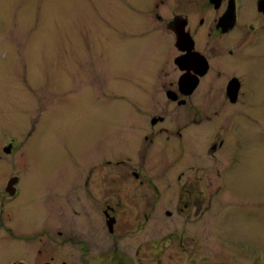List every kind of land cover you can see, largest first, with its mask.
<instances>
[{
	"label": "flooded vegetation",
	"instance_id": "af4514ba",
	"mask_svg": "<svg viewBox=\"0 0 264 264\" xmlns=\"http://www.w3.org/2000/svg\"><path fill=\"white\" fill-rule=\"evenodd\" d=\"M136 31L161 51L157 63L137 76L136 150L114 160L106 150H90L82 177L73 167L68 177L52 178L32 161L35 150L4 143L0 264H103L76 238V202L95 209L110 234L120 209H132L136 264H214L222 247L208 245L200 234L210 218L230 232L247 227L250 154L242 163L230 150L239 137L227 110L246 106L251 71L264 57V0H136ZM139 187L144 193L136 194ZM150 224L159 230H147L152 237L141 242L138 235ZM195 226L197 234L187 235ZM236 240L227 239L232 249H243L237 247L225 264L264 263ZM207 247L216 258L198 257ZM123 258L114 255L111 262L122 264Z\"/></svg>",
	"mask_w": 264,
	"mask_h": 264
},
{
	"label": "rangeland",
	"instance_id": "374dc122",
	"mask_svg": "<svg viewBox=\"0 0 264 264\" xmlns=\"http://www.w3.org/2000/svg\"><path fill=\"white\" fill-rule=\"evenodd\" d=\"M141 36L136 31V0H0V150L10 139L11 150H35L32 161L52 178L68 177L73 167L82 177L90 150H106L109 160L136 150L137 76L161 57L155 55L160 44ZM254 65L246 106L240 102L227 110L233 112L239 137L236 147L231 140L230 150L242 163L250 154L252 213L245 229L230 232L212 218L203 227L205 242L222 247L221 261L214 264H225L237 250L228 236L264 258V57ZM144 191L139 187L136 194ZM76 210V238L87 242L89 255L102 258L103 264L123 255L122 264H136L132 209H120L112 234L95 209L76 202ZM190 229L189 236L199 227ZM147 230L159 229L150 224L138 240L152 237ZM203 256L216 258L208 247L200 250L198 257Z\"/></svg>",
	"mask_w": 264,
	"mask_h": 264
},
{
	"label": "water",
	"instance_id": "95a60500",
	"mask_svg": "<svg viewBox=\"0 0 264 264\" xmlns=\"http://www.w3.org/2000/svg\"><path fill=\"white\" fill-rule=\"evenodd\" d=\"M179 84H180V86H182V85H184L185 84V81H183V80H180L179 81ZM195 83L192 85V88L191 89H194V87H195Z\"/></svg>",
	"mask_w": 264,
	"mask_h": 264
}]
</instances>
